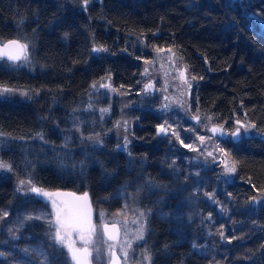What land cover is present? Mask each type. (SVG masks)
I'll list each match as a JSON object with an SVG mask.
<instances>
[{
	"label": "trees",
	"instance_id": "1",
	"mask_svg": "<svg viewBox=\"0 0 264 264\" xmlns=\"http://www.w3.org/2000/svg\"><path fill=\"white\" fill-rule=\"evenodd\" d=\"M9 40L28 45L30 67L0 60V92L12 89L0 93V161L11 165L0 171V216L31 206L20 181L64 192L61 201L91 220L92 206L106 210L100 203L121 186L142 184L140 196L128 188L126 200L149 214L152 264H264V0H0V42ZM155 48H171L196 76L190 112L230 131L237 119L256 125L255 136L223 141L236 161L234 179L206 171L212 182L197 193L202 178L185 177L181 160L168 158L179 147L158 134L152 102L127 112L136 122L128 152L120 150L116 97L113 114L100 119L110 105L94 92L100 80L110 78L138 105ZM156 199L162 209L197 214L187 238L200 251L190 241L174 244L168 223L151 211ZM64 252L55 245L52 257Z\"/></svg>",
	"mask_w": 264,
	"mask_h": 264
},
{
	"label": "rangeland",
	"instance_id": "2",
	"mask_svg": "<svg viewBox=\"0 0 264 264\" xmlns=\"http://www.w3.org/2000/svg\"><path fill=\"white\" fill-rule=\"evenodd\" d=\"M170 55L167 49L159 53L156 52L155 57L150 60L152 63H145L148 72L147 74L144 73L145 77L142 80L144 81L143 87L140 90L137 88L135 91L138 92V97H135L138 100L137 102H139L138 105H132L131 98H129L124 91H119V89L112 91L111 89L115 88L112 87L109 78L100 80L94 92L105 94L108 100L107 102H109L110 105L108 104L105 108L109 109V111L104 113L99 111L98 113L102 121L109 118L114 112V104H111L110 101L114 97L117 98L118 101H116V105H118V108L116 107V117H118V122L120 124V127H118L119 136L121 137L120 150L128 152L131 146L129 135L131 130L134 129L136 122H133L131 115L127 112L132 110L135 114H139L138 111L142 112L144 108H147L152 102L150 107L154 108V112H159L161 116L160 125L164 124L166 121L167 125H171L172 129H175L179 133L184 144L191 143L194 147L199 149L198 151H192L184 147L175 136L171 135V132L168 136L160 133L165 140H168L169 145L177 144L179 147L178 150H174L168 158L173 161L181 160L182 172L185 177L196 176L202 178L200 184L196 186V191L197 193H203L212 182V176H208L204 172L210 171L213 173V171H215L216 175H222L225 180L234 179L235 177L236 171L231 174L225 171V163L229 165L235 163L236 165V161L230 154L225 156L224 153H227L225 150L224 152L219 151V148H223V141L235 142L241 140L243 137L255 136L256 133L253 128L247 133L241 129L239 137L227 135L221 138L219 134L214 136L209 129L212 126H219L222 124H215L212 119H205L200 115L199 122L191 119V117L196 114L189 111L192 87L190 89L187 88L184 81L179 78V73L177 71L185 66L187 67V65L185 63L183 64L176 54L172 56L170 60ZM17 64L20 67H30L29 61L27 60L26 62L24 59H21ZM187 76L189 79L192 76L190 75L188 67ZM192 81L195 80H191V84ZM101 83L110 84L111 88L100 87ZM148 83H151L153 88L145 91V85ZM10 92L11 91H2L0 93L5 97L6 95H10ZM165 96L168 97L167 100L164 99ZM164 104H167L168 108L162 110V105ZM125 121H127V125H125ZM223 127L227 132H231L225 125H223ZM200 136L205 137L203 142L198 139ZM125 140L128 141L126 146ZM217 143L219 144V148H216ZM208 151H211L213 156L217 157L215 161L212 156H207ZM6 170V168H0V171ZM196 172H199L198 176ZM30 186V184H24L23 186L20 184L18 192L24 198L23 200L30 201L29 203H31V206H23L21 208L17 206L12 214L9 210H6L3 211L0 216L2 217L0 218V252L5 253L4 257H0V264H74L67 248L61 247L52 239V233L55 230V226L49 223L50 220L54 221L52 203L45 200L43 201L40 195L29 191L28 189ZM128 188L134 189V198H138L142 193V184L127 183L121 186L113 196L108 198V200L102 201L103 204L100 203V207H105L106 210H100V208L96 210L92 206V222L93 225L96 226L97 235L94 238V244L89 246L91 255L88 256V261L90 264H109V257L106 252L108 244H115L114 251L121 258L120 264H125L122 257V241L125 238L133 240L135 232L139 227L138 224L133 223V220H142L144 222V239L134 240L131 249H128L126 264H152L151 256L150 262L145 259V253L149 255L146 251L145 240L150 230V217L146 210H136L133 212V205L126 200L133 198L129 194ZM161 201L160 199H156L154 203H150L149 205L152 207L151 211H153L156 220L168 223L172 231L174 242L176 241L174 244L190 241V247L193 250L200 251L196 243L197 239L191 237L187 238V232L190 227L189 224L196 220V217H198L197 214L184 210H177L176 208L162 209L159 206ZM4 212L7 213V216H3ZM140 212L145 213L143 218L139 217ZM101 215H103V219H101ZM28 217H32V219H28ZM125 221L127 222L126 224ZM103 223H116L120 226V236L117 241L110 242L104 236L106 243L103 245L100 244L101 225ZM31 224H33L32 230H47V236L40 237L31 234L29 231ZM42 234L46 235L44 232ZM74 241L76 242V248L83 247L78 234H75ZM55 245L62 252H66H64L66 255L62 260L59 257L63 256L58 255L56 258L52 257L53 247H55ZM95 247L101 248L100 253L94 250ZM124 247H126V245H124ZM26 248L29 249L28 253L23 251Z\"/></svg>",
	"mask_w": 264,
	"mask_h": 264
},
{
	"label": "snow or ice",
	"instance_id": "3",
	"mask_svg": "<svg viewBox=\"0 0 264 264\" xmlns=\"http://www.w3.org/2000/svg\"><path fill=\"white\" fill-rule=\"evenodd\" d=\"M13 51H9V50ZM28 45L27 44H21L19 41L16 40H11L8 41L7 43L3 44V46H0V57L7 56V58L13 62L19 61L21 59H24L26 62L28 60ZM93 51L96 52H101V51H107V49L103 47H95L93 48ZM156 52H162L164 49L160 48H155ZM167 51L171 54L169 56V59L171 60L172 56L175 55L173 50L171 48H168ZM146 64H151L152 61H145ZM179 73V78L184 81V83L187 85V88H191V80H195L196 76H187V67H183L182 69L177 70ZM148 69H145V74H147ZM110 79V78H109ZM93 88L96 87V84L92 85ZM100 87H107L111 88L110 84H104L101 83ZM166 87V85H165ZM153 88V85L151 83H148L145 85V91L151 90ZM112 91H116V89H111ZM4 92H9L12 91V89H9L7 87H4L2 89ZM26 94V93H25ZM165 100L168 99L167 96L164 97ZM91 107V106H90ZM168 108L167 104L162 105V110ZM102 113L109 111V109H101L100 110ZM191 119L199 122L200 116L199 113L197 112L194 114ZM209 120H211V117H208ZM237 127L234 128L233 131L230 133L227 132L223 125L219 126H212L209 131L213 133L215 136L216 134H219L221 138L226 137L227 135H231L232 137H239L241 133V129L244 130L245 133L250 131V129L255 128L256 125L248 122L244 123L241 122L240 120L235 121ZM125 125H127V121H125ZM167 122L165 121L164 124L158 126V134L163 133L165 136H168L169 133L171 132V135L175 136V138L182 144L184 147L189 148L192 151H198L199 149L194 147L191 143L189 144H184V141L180 138L179 133L175 130L172 129L171 125H167ZM117 127H120V124L117 123ZM41 138H43L41 136ZM86 139L92 140L95 139L97 143H102V141L99 140V137H86ZM198 139L203 142L205 137L200 136ZM128 141L125 140V146L127 145ZM216 148H219V144L217 143ZM220 152H224L223 148H219ZM225 156L228 155V153H224ZM207 156H212L213 160L215 161L217 157L213 156V153L211 151L207 152ZM173 163H175L173 161ZM0 168H6L7 170L11 171V165L7 163L0 162ZM225 171L229 174L235 173L236 171V165L235 163H232L229 165L228 163H225ZM196 175H199V172H196ZM24 181H20L21 186L24 185ZM28 183L31 185V181H28ZM31 192L36 193L37 195L40 196H46L50 197L52 195H61L59 193L57 194H52L45 192L43 189L36 187L35 185H31L30 188L28 189ZM65 195H72V194H65ZM211 198V197H210ZM76 199H81V198H76ZM255 199V198H254ZM215 203H218V201H214ZM52 207L55 211V220H50L49 223L53 224L55 226V230L52 233V239L59 244L61 247L67 248L68 253L71 254L72 260L76 261V264H90V262L87 260V256L91 255V251L89 250V246L94 244V238L97 235L96 232V226L91 223V218L90 215L85 216L83 211L72 205L70 202L67 201H61V203L58 205L55 200L52 201ZM3 216H7V213L4 212ZM145 216L144 212L139 213V217L143 218ZM2 218V217H0ZM210 218V217H209ZM28 219H32V217H28ZM101 219H103V215H101ZM118 223V222H117ZM127 222L125 221V224ZM134 224H138L139 227L137 228L134 239L133 240H128L125 238L122 241V257L123 260L127 261L128 258V249H131L132 243L134 240H143L144 239V231H145V224L142 220H133ZM77 233L79 235V239L83 244V247L81 248H76L75 247V241L71 239L72 234ZM118 230L116 228V223H113L111 228H109V225L107 223H103L101 225V233H100V244L103 245L106 243L104 240V236H107L108 241H116L118 238ZM221 237L226 239L224 237L223 232H221ZM230 242V241H229ZM126 245V247H124ZM115 244H108L106 248V252L109 257V264H118L120 261V257L116 256V253L114 251ZM94 250L97 253H100L101 248L100 247H95ZM25 253H28L29 249H24L23 250ZM5 253L0 252V257H4ZM46 259V257H45ZM145 259L150 262V255L145 253Z\"/></svg>",
	"mask_w": 264,
	"mask_h": 264
},
{
	"label": "water",
	"instance_id": "4",
	"mask_svg": "<svg viewBox=\"0 0 264 264\" xmlns=\"http://www.w3.org/2000/svg\"><path fill=\"white\" fill-rule=\"evenodd\" d=\"M9 41H11V40H9ZM16 41H18V40H16ZM7 42H8V41H6V42H0V46H3V44H5V43H7ZM20 43H21V42H20ZM21 44H22V43H21ZM9 51H13V50L10 49ZM0 60H6V61H8V62H10V63H13V64H16V63L20 62V60H19V61H16V62H13V61L9 60V59L7 58V56L0 57ZM55 194H57V193H55ZM59 194H61V195H52V196H50V197L43 196V198H44L45 200H50L51 202H52L53 200H55V201L61 203V198H60V196H62V195L64 194V192H59ZM54 220H55V219H54ZM91 223L93 224L92 220H91ZM107 224L109 225V228H111V226H112L113 223H107ZM116 228H117L118 233H119V235H118V238H119V236H120V226H119L118 224H116ZM75 234H77V233H73V234H72V237H71L72 240H74V236H75ZM105 238L107 239V236H105ZM118 238H117V239H118ZM116 241H117V240H116ZM110 242H115V241H110ZM116 256H118V255L116 254ZM118 257H119V256H118ZM118 264H120V261L118 262Z\"/></svg>",
	"mask_w": 264,
	"mask_h": 264
},
{
	"label": "flooded vegetation",
	"instance_id": "5",
	"mask_svg": "<svg viewBox=\"0 0 264 264\" xmlns=\"http://www.w3.org/2000/svg\"><path fill=\"white\" fill-rule=\"evenodd\" d=\"M48 193L55 194L54 192H48ZM40 197L43 199V201L45 200V199L43 198V196H40ZM45 201L52 203L50 200H45ZM56 202H57V201H56ZM57 204L59 205L60 202H57ZM54 219H55V211H54ZM70 257H71V254H70ZM71 259H72V258H71ZM72 261H73L74 264H76V261H74V260H72Z\"/></svg>",
	"mask_w": 264,
	"mask_h": 264
},
{
	"label": "bare ground",
	"instance_id": "6",
	"mask_svg": "<svg viewBox=\"0 0 264 264\" xmlns=\"http://www.w3.org/2000/svg\"><path fill=\"white\" fill-rule=\"evenodd\" d=\"M10 63V62H9ZM11 64H13V63H11Z\"/></svg>",
	"mask_w": 264,
	"mask_h": 264
}]
</instances>
